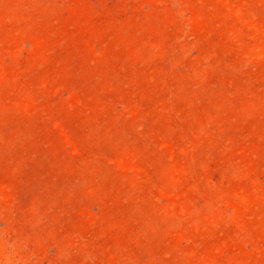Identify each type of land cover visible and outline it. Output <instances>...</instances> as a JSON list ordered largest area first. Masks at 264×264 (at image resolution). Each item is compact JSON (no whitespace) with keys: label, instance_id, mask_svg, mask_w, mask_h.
Listing matches in <instances>:
<instances>
[{"label":"rangeland","instance_id":"374dc122","mask_svg":"<svg viewBox=\"0 0 264 264\" xmlns=\"http://www.w3.org/2000/svg\"><path fill=\"white\" fill-rule=\"evenodd\" d=\"M0 264H264V0H0Z\"/></svg>","mask_w":264,"mask_h":264}]
</instances>
